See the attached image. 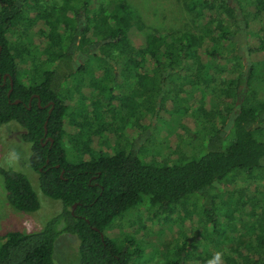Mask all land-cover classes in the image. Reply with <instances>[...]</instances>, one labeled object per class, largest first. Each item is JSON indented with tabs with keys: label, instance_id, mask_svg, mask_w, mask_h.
<instances>
[{
	"label": "trees",
	"instance_id": "trees-1",
	"mask_svg": "<svg viewBox=\"0 0 264 264\" xmlns=\"http://www.w3.org/2000/svg\"><path fill=\"white\" fill-rule=\"evenodd\" d=\"M24 1L21 5L20 1L0 0V127L13 123L22 129L21 140L31 145L29 164L37 174L39 189L60 207L38 231L7 232L0 243V264H54V243L61 234L78 239L79 264H131L142 258L140 246L136 247L130 236L124 235L119 243L105 232L124 212L147 205L153 217L159 218L169 211L172 214L188 197L232 184L237 176L245 181L262 176L264 102L243 99L234 112L225 144L222 131L211 125L215 112L209 110L207 92L222 90L220 97L236 99L256 79L257 59L264 57V0H245L246 8L242 0H185V9L196 19V27L179 35L165 31L143 34L139 19L124 2H99L92 7L84 1L85 13L88 7L94 11L86 14L85 20H77V10L70 3L78 0H62L60 6ZM32 27L40 44L29 37ZM12 29L28 44L13 41ZM243 31L251 42L246 72L239 61L242 53L230 48L236 34ZM93 43H100L99 51L92 49L95 53L74 76L69 45L88 53ZM27 63L32 67L30 78L22 76ZM69 75L74 81L71 90L80 95L85 87L97 94L91 103L81 97L73 111L57 90ZM9 77L13 87L8 95ZM244 82L247 88L238 93ZM128 87L132 90L129 95L114 94V90ZM192 90H199L196 107L194 96L189 100L186 94ZM172 95L175 101L186 102L182 114L190 109L204 119L205 125H211L210 145L200 155L184 156L174 164L143 161L125 137L124 145L121 143L123 126L110 128L106 114L125 112L133 119L146 104L153 114L161 105L158 97L163 103ZM48 102L54 103L49 114V107L43 108ZM115 115V121L125 122ZM103 134L108 139L115 136L113 145H93V138ZM46 136L53 142L43 145ZM70 145L76 153L72 152L71 159L66 154ZM0 175L13 209L39 211L37 195L25 175L2 168ZM232 195L222 201L228 205L229 212L223 216L227 221L254 200L245 199L240 192L232 202ZM257 195L253 202L258 203H252L249 214L260 220L247 227L253 241L224 257V264H264V192L257 191ZM215 198L213 194L212 200ZM213 224L218 225L216 218ZM213 232L217 234V229ZM189 253L185 246L176 248L170 264H179L178 257Z\"/></svg>",
	"mask_w": 264,
	"mask_h": 264
},
{
	"label": "rangeland",
	"instance_id": "rangeland-1",
	"mask_svg": "<svg viewBox=\"0 0 264 264\" xmlns=\"http://www.w3.org/2000/svg\"><path fill=\"white\" fill-rule=\"evenodd\" d=\"M84 1H88L92 7L97 6L99 2L126 3L143 26V34L165 31L179 35L196 27V19L185 9V0L72 1L70 5L80 13V18L94 11L91 7H88L85 13L82 9ZM41 2L46 3L45 6L52 3L57 6L62 4V0H41ZM241 4L243 7H247L245 0H242ZM247 21L251 22L252 17L247 15ZM241 26H243L242 28L245 27L243 22H241ZM32 29L31 33H29L31 41L35 42V44H40L38 37L34 38V27ZM236 36L238 41L234 39L235 43L230 45V48L239 50L242 54L247 55V48L251 46V42L248 40L246 31L237 33ZM10 37L13 41H22L19 39L16 30L12 29ZM240 39L243 40L239 42ZM22 42L28 44L27 41ZM94 51L98 52L99 48H95ZM80 53L79 49L74 51L75 56ZM263 59L264 57L257 59L259 65L258 75L255 76L256 79L250 82L251 87L247 88L244 93L239 94V102L236 101L234 96L231 98L220 97L222 90H208L207 95L210 96V103L207 97L209 110L215 112V114L212 113L213 124L211 125L220 129L223 135L225 134L223 130L228 121L229 113L234 109L236 102H238V106H241L244 98H249L251 101L264 102ZM239 61L241 63V58ZM249 65L250 58L246 60L245 72ZM93 67H95V64H93ZM31 68L29 63H27L22 70V76L30 78L28 71L30 72ZM258 77L260 78L258 79ZM73 83V79H69L64 83L61 90V94L68 98L69 107L72 108V111L77 107L81 97H84L83 100L85 102L91 103L97 96L93 90H88L85 87L80 90V95L75 90L72 93H66L65 90L71 89ZM242 86L244 88V83ZM130 89L128 87L125 90H114V94L129 95L132 91ZM167 91L164 90V92ZM186 94L189 100L194 96V107H196L200 99L199 90H192ZM244 95L245 97H243ZM188 99L186 101H189ZM157 101L161 105L158 106V112H155V114H152L153 111H149L148 104L135 112L136 117L133 119L127 116L125 112L121 114L119 111L114 112L113 115H120L124 119V123L115 121L114 116L110 113L106 114V120L110 128L123 126L121 143L124 145L126 138L130 144L134 145L137 156L146 162H172L174 164L179 162L180 159L183 160L184 156L190 158L205 152L210 145L209 139L212 137V131L209 127L211 125H205L204 119L200 116L198 117L190 109L187 113L182 114V109H185V106L187 108L186 102L180 99L175 101L173 95L172 97L169 96L163 103L161 102V97H158ZM21 131L22 129L13 123L0 127V138H3L0 139V156H3L10 144L23 142L21 140ZM224 139L226 140L225 144H228V137L226 136ZM115 140L114 135L108 139L103 134L101 137L93 138L92 143L94 142L93 145H100L104 142L108 145H113ZM103 149L108 150L109 148L104 147ZM67 152V158L71 159L72 152L75 153L71 145L68 146ZM19 173L25 175L31 183L40 203V209L36 213H22L13 209L6 200L3 180L0 175V243L7 232L20 231L22 233H30L38 231L41 229L42 224L57 213L56 210L60 207L58 202L47 198L41 193L37 174L31 167L25 168L23 172ZM261 174L262 176L259 178L255 177L246 181L240 175L237 176L232 184L211 189L206 194L198 193L190 196L183 203L177 205L174 208V212L170 213L171 215L168 213L172 211H169L165 216L154 218L152 210L147 205L141 208H132L119 216L112 224L113 226L105 232L119 243L123 240L124 235L130 236L136 247L140 246L142 258L133 260L131 264H170V259L172 261L174 258L172 252L182 246L187 247L191 253L187 256L183 254L180 258L178 257L180 259L179 264H206V260L219 250L224 251V257H229L233 251L244 248L245 245L253 241L247 235V227L251 223L260 220L259 217H252L249 213L251 206H253L252 203H258L253 202L257 201L254 195H257V191L264 192V173ZM240 192H243L245 199L249 198L250 200L253 198L254 200L250 203L248 202L243 209L236 212L232 220L227 221L223 216L224 213L229 212L228 205L224 206L222 201L227 198L226 196L233 194V202L237 199ZM211 194L216 195L214 201ZM257 197L260 199L259 195ZM245 199L243 202H246ZM259 214L260 210L258 209L257 215ZM166 217H169V219L165 220ZM215 218L218 220V225L213 224ZM227 225L228 227H226ZM216 229L217 234H214L213 231ZM78 245L79 241L75 236L61 234L54 243V264H79Z\"/></svg>",
	"mask_w": 264,
	"mask_h": 264
},
{
	"label": "flooded vegetation",
	"instance_id": "flooded-vegetation-1",
	"mask_svg": "<svg viewBox=\"0 0 264 264\" xmlns=\"http://www.w3.org/2000/svg\"><path fill=\"white\" fill-rule=\"evenodd\" d=\"M15 2H17V1H20V3H21V5H24L25 4V1L24 0H14ZM237 10V9H236ZM68 11V10H67ZM68 13H69V11H68ZM76 18H77V20L80 18V13H78L77 12V15H76ZM82 20L84 19L85 20V17H83V18H81ZM238 19L241 21V16L239 15V17H238ZM241 27H243V26H241ZM242 38V37H241ZM234 39H236V41H238V38H237V36H236V38H234ZM243 39H240V41L239 42H241ZM77 44V43H76ZM93 46H91L90 47V45H89V47H90V50H89V52L88 53H86L85 51H81V53L80 54H78V56H75L74 55V51H76V49H77V45H69V47H68V52H69V54H70V56H71V65H72V68H73V72H72V74L74 75V76H77L78 75V73H79V71L81 72L82 71V68L84 67V65L86 64V62H87V60H88V57L92 54V53H95V52H92L91 50L92 49H95V48H99V46H100V43H93L92 44ZM241 58V65H243L244 67H245V64H246V60H247V58H246V54H242V56L240 57ZM7 77V76H6ZM6 79V78H5ZM69 79H72V77L69 75L68 76V78H67V80H66V82L69 80ZM4 81V80H3ZM5 82V81H4ZM242 88H243V86H240V90H242ZM245 88H247L246 87V84H245V82H244V88H243V90L245 89ZM34 90H38V89H34ZM57 90H62V88L60 89H57ZM240 90H238V93H240ZM74 90H71V89H68V90H65V92L66 93H72ZM245 91V90H244ZM95 93V92H94ZM95 95H97V94H95ZM35 96V98L37 99V104L40 106V100L38 99V96L37 95H34ZM234 98H235V96H234ZM239 98H240V95L238 96V98H236V101H240L239 100ZM65 100H64V103L65 104H67V106H69V103H68V98H64ZM243 101V100H242ZM238 102H236V104H235V107H234V109L232 110V111H230V113H229V118H228V121H227V123L225 124V126H224V135H225V137L227 136V137H229L230 136V132H231V128H232V124H233V119H234V117H235V115H234V112L236 111V110H239L240 109V107L241 106H238ZM48 108L49 107V109H48V112H47V114H49L51 111H53V107H54V103H52V102H48V104L47 105H45L43 108ZM70 108V107H69ZM158 106H157V112H158ZM70 109H72V108H70ZM70 109H69V111H70ZM155 114V113H154ZM46 134V133H45ZM223 134H222V137L224 136ZM224 137V138H225ZM223 138V139H224ZM229 139V138H228ZM227 139V140H228ZM52 140V141H51ZM226 140L224 139V142H225ZM48 142H50V144L53 142V139L51 138V137H45V141H44V143H43V145H45L46 143H48ZM223 142V143H224Z\"/></svg>",
	"mask_w": 264,
	"mask_h": 264
},
{
	"label": "clouds",
	"instance_id": "clouds-1",
	"mask_svg": "<svg viewBox=\"0 0 264 264\" xmlns=\"http://www.w3.org/2000/svg\"><path fill=\"white\" fill-rule=\"evenodd\" d=\"M30 148L31 145L23 142L10 144L3 156H0V168L14 172H23L25 168L30 167ZM224 255L223 250L216 251L211 258L206 260V264H224Z\"/></svg>",
	"mask_w": 264,
	"mask_h": 264
},
{
	"label": "water",
	"instance_id": "water-1",
	"mask_svg": "<svg viewBox=\"0 0 264 264\" xmlns=\"http://www.w3.org/2000/svg\"><path fill=\"white\" fill-rule=\"evenodd\" d=\"M0 50H1V47H0ZM5 78H6V75L3 76V80L5 81ZM9 81H10V89H9V92H8V95L11 93L12 91V87H13V81H12V78L9 77ZM14 103H19V101H15ZM44 126H46V123L44 124ZM46 132V131H45ZM52 141V140H51ZM75 208V205L73 206V209ZM95 230H97L95 228ZM101 238L103 239V235H101Z\"/></svg>",
	"mask_w": 264,
	"mask_h": 264
}]
</instances>
